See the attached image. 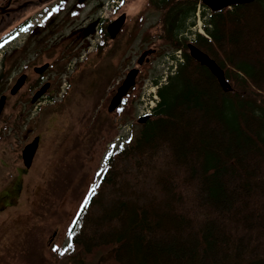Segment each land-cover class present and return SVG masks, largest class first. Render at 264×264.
Masks as SVG:
<instances>
[{
	"label": "trees",
	"instance_id": "obj_1",
	"mask_svg": "<svg viewBox=\"0 0 264 264\" xmlns=\"http://www.w3.org/2000/svg\"><path fill=\"white\" fill-rule=\"evenodd\" d=\"M149 1L183 60L112 151L72 250L82 264H264V0L210 11L194 34L228 91L187 49L201 0Z\"/></svg>",
	"mask_w": 264,
	"mask_h": 264
},
{
	"label": "rangeland",
	"instance_id": "obj_2",
	"mask_svg": "<svg viewBox=\"0 0 264 264\" xmlns=\"http://www.w3.org/2000/svg\"><path fill=\"white\" fill-rule=\"evenodd\" d=\"M111 5L115 0H18L7 10L10 15L0 12V40L12 33L7 43L0 41V70L5 71L0 96L6 95L0 113V264H82L72 249L63 256L52 249L67 247L69 228L105 156L144 123L138 122L140 111L152 110L155 86L173 69L177 52L157 36L161 13L149 0H126L120 10L128 14L116 41L124 46V59L96 53L99 20L111 16ZM209 12L207 6L196 8L187 38L205 34ZM27 22L28 30L19 31ZM146 45L157 53L140 67L123 105L108 111L117 82ZM45 63L44 72H34ZM22 73L29 76L11 95ZM46 82V96L32 103L36 84ZM35 136L38 147L26 168L21 151Z\"/></svg>",
	"mask_w": 264,
	"mask_h": 264
},
{
	"label": "water",
	"instance_id": "obj_3",
	"mask_svg": "<svg viewBox=\"0 0 264 264\" xmlns=\"http://www.w3.org/2000/svg\"><path fill=\"white\" fill-rule=\"evenodd\" d=\"M253 0H202V3L205 4L211 11H216L219 9H223L226 7H231L234 4H242V3H249ZM125 20V15L122 14L119 18L114 20L109 25V30L111 31V37H114L118 31L120 30L121 26L123 25ZM187 48L189 50V54L192 58H194L196 61H198L201 65H204L209 69V71L216 77L220 87L223 91L231 90V86L227 82L224 71L218 64L210 58L206 53H204L202 50H200L197 46L189 42L187 44ZM144 55H142L143 59ZM141 59V60H142ZM48 67V63H45L41 66L35 67L34 71L36 73L41 74L44 72ZM138 74V69L134 68L127 72L124 80L120 84V86L117 88V91L115 95L112 97L109 105H108V111L114 110L120 103L121 99L127 94L128 90L135 85V78ZM26 74H21L12 88L10 89V94H15L25 83ZM49 87V83H45L40 89H38L34 95L31 98V102L34 103L41 95L45 93L47 88ZM6 101V96L1 95L0 96V113L2 111V108L4 106V103ZM148 119V116H142L138 119V122H145ZM39 143V137L35 136L34 139L27 143L23 150L21 151V157L23 160V164L26 168L30 167L32 163L33 156L35 154V151L38 147Z\"/></svg>",
	"mask_w": 264,
	"mask_h": 264
},
{
	"label": "flooded vegetation",
	"instance_id": "obj_4",
	"mask_svg": "<svg viewBox=\"0 0 264 264\" xmlns=\"http://www.w3.org/2000/svg\"><path fill=\"white\" fill-rule=\"evenodd\" d=\"M17 1L18 0H8L6 5H0V12H5V14L7 15H10V13L7 12V10L10 9V7L12 5H15L17 4ZM25 2H28L30 0H24ZM37 2H40V0H36ZM119 3L118 5L111 11V16H108V15H105V20H102L100 19L99 22H101V26L98 30V33H99V39H98V43L96 44V47L94 48L96 53H100V56L101 55H112V54H115V56L121 58V59H124V55H123V49H124V46L123 44H119L118 42H116L120 35L124 32V28H125V24H126V21L128 19V14L124 11H120L121 8H123V6L125 5V2L126 0H123V3H121V0H118ZM107 5V4H106ZM25 5L24 3H21L19 5L20 8H23ZM101 9L103 8V6L101 5L100 7ZM101 12V11H100ZM122 14L125 15V20H124V23L123 25L121 26L120 30L118 31V33L114 36V37H111V31L109 30V25L110 23H112L114 20H116L117 18H119ZM2 16V15H1ZM100 16H104L100 13ZM3 17V16H2ZM9 17V16H8ZM2 21V19H1ZM98 22V24H99ZM29 23V22H27ZM91 33V31L89 32V34ZM130 33V32H129ZM27 39L24 41V44L26 43L28 45V40H29V37H26ZM104 52V53H103ZM157 53V48L156 47H151V46H148L146 45L145 47H143L142 49H140L137 53V56H136V59H135V63L132 67H130L127 72L130 70V69H138V71H140V67L149 62L150 60V57L155 55ZM142 55H144L143 59L141 58ZM142 59V60H141ZM139 74V73H138ZM137 74V75H138ZM29 75H27V78H28ZM137 77V76H136ZM26 78V80H27ZM122 79L120 81L117 82V88L118 86L122 83ZM26 82V81H25ZM33 83H36V80L35 82ZM49 83V82H48ZM43 84H39L38 85L36 84L34 90H33V93L36 92ZM49 87H50V84H49ZM49 87L47 88V91L46 93L49 91ZM133 87V86H132ZM116 88V90H117ZM116 90L113 92L112 96H111V99L112 97L115 95L116 93ZM46 93H45V96H46ZM128 95V94H127ZM126 95V96H127ZM126 96L122 99L121 101V104L119 106H122L123 103H124V99H126ZM110 99V100H111ZM118 106V107H119ZM117 107V108H118ZM152 113H150L148 116L150 117ZM148 117V118H149Z\"/></svg>",
	"mask_w": 264,
	"mask_h": 264
},
{
	"label": "snow or ice",
	"instance_id": "obj_5",
	"mask_svg": "<svg viewBox=\"0 0 264 264\" xmlns=\"http://www.w3.org/2000/svg\"><path fill=\"white\" fill-rule=\"evenodd\" d=\"M121 3H123V0H121ZM52 11L54 12V11H56V9L54 8V9H52ZM49 15H51V12H49ZM27 30H28V29H27V28H24V27H22V28L19 29V31H21V32H24V31H27ZM11 38L14 39L15 37H11ZM5 43H7V40H5ZM0 47H3V44H0ZM118 111H122V109H118ZM130 140H131V138H129V142H130ZM113 147H115V145H114ZM120 147L122 148L123 145H121ZM112 155H113V153H112V152H109V153L105 156V165H106V166L102 169V172L107 171V163H108V161H109V158H110ZM97 176H101V172H98V173H97ZM99 187H100L99 184H94V185L89 189L88 194L85 196L84 201H83V203H82L81 206H80L81 210H80L79 212H77V214H76L77 217H80L81 214H82V212H83V210L87 208V206H88V204H89L91 198H92L93 196L96 195V190H97ZM78 223H79L78 219H74V220L72 221V226H70V228H69V232H70V233L74 234V232H75V226H77ZM72 248H73V244H72V242H71V235H70V236H69V243H68V245H67L66 248H64L63 250H60V249H58L57 247H53L52 250H53L54 252H59V254H60L61 256H63L67 251H69V249H72Z\"/></svg>",
	"mask_w": 264,
	"mask_h": 264
},
{
	"label": "built area",
	"instance_id": "obj_6",
	"mask_svg": "<svg viewBox=\"0 0 264 264\" xmlns=\"http://www.w3.org/2000/svg\"><path fill=\"white\" fill-rule=\"evenodd\" d=\"M163 81H165V78L163 79ZM156 87H157V86H156ZM153 92H154V91H153ZM156 101H157V96H156L155 93H153L151 103L154 105ZM152 104H151L150 106H152ZM146 112H149V111H146ZM146 112H144V111H142V110L140 111L141 114L146 113Z\"/></svg>",
	"mask_w": 264,
	"mask_h": 264
},
{
	"label": "bare ground",
	"instance_id": "obj_7",
	"mask_svg": "<svg viewBox=\"0 0 264 264\" xmlns=\"http://www.w3.org/2000/svg\"><path fill=\"white\" fill-rule=\"evenodd\" d=\"M152 109H153V107H152ZM142 111L146 112V111H151V110H142Z\"/></svg>",
	"mask_w": 264,
	"mask_h": 264
}]
</instances>
